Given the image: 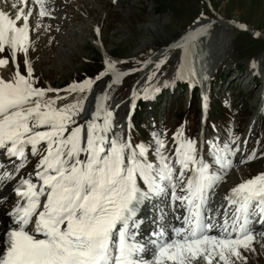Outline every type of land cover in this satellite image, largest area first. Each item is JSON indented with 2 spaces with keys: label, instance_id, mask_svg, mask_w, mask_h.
<instances>
[{
  "label": "snow or ice",
  "instance_id": "snow-or-ice-1",
  "mask_svg": "<svg viewBox=\"0 0 264 264\" xmlns=\"http://www.w3.org/2000/svg\"><path fill=\"white\" fill-rule=\"evenodd\" d=\"M50 2L4 0L9 10L0 9V54L8 53L0 69L12 73L0 76V192L11 184L15 198L9 205L12 196L0 195V264H248L245 253L255 252L257 237L264 240V231L252 227L264 226V173L230 189L220 217L208 203L238 151L230 143H207L206 159L198 141L178 131L173 154L165 155L160 134L150 143L133 142L131 110L116 130L115 113L102 109L99 97L97 111L80 123L83 94L94 82L38 87L29 59L32 19L40 28L51 18ZM185 35L191 51V34ZM114 63L105 60L97 80L107 72L128 74H117ZM177 78H184L183 68ZM60 92L82 98L58 104L68 98ZM132 97L134 109L135 91ZM143 98H150L147 91ZM30 158L33 171L21 174ZM169 209L179 226L170 224Z\"/></svg>",
  "mask_w": 264,
  "mask_h": 264
},
{
  "label": "rangeland",
  "instance_id": "rangeland-1",
  "mask_svg": "<svg viewBox=\"0 0 264 264\" xmlns=\"http://www.w3.org/2000/svg\"><path fill=\"white\" fill-rule=\"evenodd\" d=\"M68 13L67 18L64 16L66 19L62 18L68 26L60 32L61 34L58 33L60 38L45 39L50 26L46 27L43 38L37 39L35 26L30 33L29 59L37 77L38 87L65 89L73 82L82 81L83 79H80L82 76L97 73L105 60L115 62L116 71H125L128 67H133L128 70H137L148 65L154 58L167 56L159 70L156 69L155 62L150 66L147 77L152 72L155 74L151 75L152 80L146 78L142 83V92L147 91L150 86L159 82L166 84L167 79L177 70V66L182 68L184 57L182 52L186 50L187 43L185 34H191L194 47L188 51V55L198 51L200 43L203 50H210L212 75L218 70L224 75L220 84H218L220 73L216 75L213 86L218 84V87L210 88V94L208 93L213 99V105H217V107L212 105L213 109L220 114L225 112L220 110L219 104L232 106L229 121L223 125H214L212 128L217 134L219 131L223 132L226 143L229 142L230 134L235 127L233 136L235 135L236 140L246 139V156L255 153L249 169L243 168L241 173H236L243 176L252 172L260 174L264 169V107L259 115L256 102L262 88L260 80L264 79V0H128L122 5H118L117 0H94L91 7L70 9ZM198 23L204 27L202 31L197 32L199 34H195L192 31L198 30ZM222 23H228L236 28L222 26ZM252 32L258 35L253 36ZM177 44L181 47H176ZM169 53L171 54L168 55ZM7 56V52L0 54V58ZM20 63L23 70L22 56ZM238 64L242 66V70L237 67ZM204 65L206 62L199 63L201 67ZM183 72L186 78L185 67ZM252 72L259 79L256 84L247 81ZM100 73L102 70L90 79L94 86L102 81L104 86L102 85L100 91L94 89L93 93H97L96 98H100L101 108L106 105L114 106L112 105L114 102L122 104L120 113L115 114L117 116L115 123L117 126L125 125V114L131 102L128 97L140 81V73H134L135 75L126 77L117 84H111V78L107 76L97 80ZM0 76L10 79L12 73L0 69ZM184 78L172 76V81L168 84L186 81ZM109 85L111 87H108ZM174 88L176 87L172 84L164 89L161 92V95L163 94L161 102L155 105L150 102L148 105H152L151 109L145 106L144 110L137 113L138 120L134 123L137 132L133 134L135 142L147 140L150 143L149 130L154 129V123L157 124V128L165 129L164 135L175 127L174 113L185 107L187 93ZM170 90L173 95H170ZM49 94V98H55L57 95ZM59 95L68 98L58 104L73 103L82 98L79 93L60 92ZM105 95L111 99L109 105L106 103ZM83 96H86L83 104L85 111L91 95L86 92ZM207 104L209 108V104L212 103ZM34 161L35 159L30 158L28 165ZM9 165L11 167V164ZM31 165L24 169L23 173L31 172ZM237 174L228 184L239 179ZM262 243L264 240L260 239L254 244L256 249L254 253H245L248 256V264H264Z\"/></svg>",
  "mask_w": 264,
  "mask_h": 264
},
{
  "label": "bare ground",
  "instance_id": "bare-ground-1",
  "mask_svg": "<svg viewBox=\"0 0 264 264\" xmlns=\"http://www.w3.org/2000/svg\"><path fill=\"white\" fill-rule=\"evenodd\" d=\"M125 2L127 3L128 0H117L118 5H122ZM9 3H11V0H9ZM93 3H94V0H51V2L48 5L52 9V16H51V18H48V17L43 18V20H42V26L40 28H36V27H34L35 29L33 28L34 31H36V37H37V39H40V38H43L44 37V33L47 30V28H46L47 26H50L49 27L50 29H49V31H47L48 36L45 37V39L46 38H53V39L56 40V38H60L61 37L59 35V34H61L60 32L61 31H64V28H66L68 26L66 24V22L64 20H62V18H64V19L67 18V16H68L67 13L69 12V10L70 9L72 10L74 8L79 9L80 7L87 9V8L91 7L93 5ZM30 7H31V5H30ZM0 9H4L6 11L9 10L8 7L4 3V0H0ZM64 16H66V18ZM32 24H33V26H35V24H36V18L35 17H33V19H32ZM222 26L236 28L235 26L228 25V23H222ZM203 27L204 26H202V29H203ZM200 30L201 29L198 28L197 32H199ZM197 32H194V33L197 34ZM252 35L253 36H257L258 34L256 35V34H253V32H252ZM185 51L186 50H183V52H182V54L184 53L183 54L184 57H183V60H182L183 61L182 68L183 67L186 68V73H187L186 78L187 79H190V80H193L194 78L199 79V81L201 83V86H202V90L204 92V91L207 90L206 88L209 85L210 76H211V72H212L211 71V64H210L211 63V57H210L211 53H210V50H203L202 47L200 46V43H199L198 51H196L195 53L192 52L190 55H188V51H186V52ZM170 54L171 53H169L168 55H170ZM166 57L167 56L160 57V58H158V57L157 58H154V59L151 60L150 63L148 62V65H145L144 67H142L140 69V81L139 82L137 81L138 82L137 84L135 83L136 85L134 86V88L132 90V93H133V91H135L136 93L137 92L142 93V88H143L142 83L146 79V76L148 74V71L150 70V66L153 65L154 62L155 63H158L161 59L164 60V58H166ZM204 62H206V65H204L203 67L199 66V63H204ZM104 69L106 70V65H105V68ZM178 69H181V67L177 66V70ZM193 69H194V71L196 73V75L194 77H192V76L189 75V73ZM197 69H198V71H197ZM177 70L172 75L174 78L177 75ZM172 76L167 79L166 84L168 82L172 81L171 80L172 79ZM103 84H104V82L102 81V82H99V84L97 86L92 85L91 90L90 91H87V93L89 92L91 96H89V100L87 102V106L85 108V111H83V113L81 114V118L79 119L81 121L80 123H85V121L91 119V116L90 115L93 112H95V110L97 109L96 103H95L97 93L94 94L93 91H94V89H96L97 91H100L103 88V86H104ZM163 85H165V83H163V82L160 83L159 82V83H157L155 85L150 86L148 89L149 90H157V89L162 88ZM110 91H112V89H110ZM143 92L145 93V91H143ZM132 93L128 97L129 100L133 99ZM140 93H137V95L140 94ZM204 97H206V95ZM105 100H106V103H108L111 99H110V97H108V98H105ZM203 103H205V101L202 100V105H203ZM84 104H85V102H84ZM93 105H94V107H93ZM108 105H109V103H108ZM112 105H114V106H110V105L107 106L106 105V106H104V108H107L108 110L113 111L115 114L117 112L119 114L120 113V110H121V105L122 104H117L116 102H114V104H112ZM102 115H104L103 112H102ZM101 117H103V116H101ZM115 117H116V115H115ZM202 117H203V119L206 118V108L205 107H202ZM98 123H102V119L99 120ZM154 133L155 132H153V134ZM201 136L203 137L202 133H201ZM203 147H204V140H203V143H202V152L204 151V148ZM165 152H166V150H165ZM219 191H220V189H219ZM3 192H4L3 195H10L11 196V194H10L11 192H10V190L7 187H6V189ZM3 192H0V195H2ZM211 192H210V194L212 195L213 192L212 193ZM211 195H210V201L212 200V196ZM220 199H221V197L218 198V196H217L215 198V200L213 201V204L211 205V208L213 210V214H217V212L219 210V213H218L219 216L221 214H223V207H222L221 203L219 202ZM10 200H9V203H10ZM0 215H2V213H0ZM0 231H3V229L0 228ZM213 234H217V233H213Z\"/></svg>",
  "mask_w": 264,
  "mask_h": 264
},
{
  "label": "trees",
  "instance_id": "trees-1",
  "mask_svg": "<svg viewBox=\"0 0 264 264\" xmlns=\"http://www.w3.org/2000/svg\"><path fill=\"white\" fill-rule=\"evenodd\" d=\"M83 77V76H82Z\"/></svg>",
  "mask_w": 264,
  "mask_h": 264
}]
</instances>
